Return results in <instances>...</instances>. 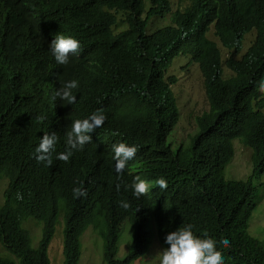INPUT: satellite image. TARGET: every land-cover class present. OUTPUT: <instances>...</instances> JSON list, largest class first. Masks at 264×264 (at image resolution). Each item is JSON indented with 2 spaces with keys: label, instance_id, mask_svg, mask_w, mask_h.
<instances>
[{
  "label": "trees",
  "instance_id": "trees-1",
  "mask_svg": "<svg viewBox=\"0 0 264 264\" xmlns=\"http://www.w3.org/2000/svg\"><path fill=\"white\" fill-rule=\"evenodd\" d=\"M185 1L171 9L170 0H0V264H49L59 212L61 264L77 262L78 237L90 223L100 225L104 264H128L143 254L151 232L167 248V233L186 224L194 235L217 241L224 264H264V246L247 231L254 186L249 177L222 174L234 137L249 147L252 169H264V94L258 88L264 81V0ZM167 12L170 23L144 31L149 16ZM210 25L216 41L206 35ZM251 28L254 36L240 52ZM56 35L80 42L81 52L67 65L51 54ZM217 42L227 50L223 60ZM180 52L197 63L207 109L195 116L196 130L185 144L172 148L165 139L179 108L170 86L176 76L165 70ZM73 79L76 102L53 101ZM97 109L104 125L88 133L90 141L67 163L56 159L72 121ZM53 131L59 139L49 167L34 150L44 132ZM121 142L137 153L118 179L113 145ZM140 168L154 184L136 198L124 185ZM160 177L166 189L155 184ZM74 187L87 196L74 198ZM122 200L128 209L120 207ZM27 219L39 224L35 242ZM122 221L131 227V240L117 257ZM222 239L230 247L221 246Z\"/></svg>",
  "mask_w": 264,
  "mask_h": 264
},
{
  "label": "rangeland",
  "instance_id": "rangeland-1",
  "mask_svg": "<svg viewBox=\"0 0 264 264\" xmlns=\"http://www.w3.org/2000/svg\"><path fill=\"white\" fill-rule=\"evenodd\" d=\"M170 4L171 9L175 7L182 8L185 2L170 0ZM168 23H170L168 12L160 16L151 15L147 19L144 31L151 32L155 28ZM211 29L212 26L210 25L206 35L208 38L216 41L217 38L213 34H210ZM253 35V28L243 34L244 37L241 40L240 52H242L250 42ZM219 49L221 57H224L227 53L226 48L219 45ZM222 70L224 75L229 73L224 65H222ZM165 73L176 76V81L170 84V86L179 108V117L176 124L169 130L165 139V141L170 142L172 148H175L179 143L185 144L183 141L188 140L189 136L196 130L194 118L197 114L207 109V102L203 94L201 74L197 63L189 61L187 53L180 52L175 55L166 68ZM232 145L233 154L230 160L224 165L222 174L226 179L250 178V182L254 186L256 204L249 215L247 231L250 235L257 238L264 246V169L261 171L252 169L251 160L249 158L250 149L248 146L240 143L238 137L232 139ZM4 185L5 179H1L0 199L2 198V189ZM23 224L29 230L32 241L35 242L39 235V224L31 219L25 220ZM149 224L150 223L147 225ZM99 228L100 225L90 223L81 231L78 237L79 257L75 264H104L102 259V238L99 233ZM125 229H127L126 232ZM129 230H131V227L128 223L124 224L120 229L117 240V257L124 255L129 247L131 240ZM61 237L62 213L59 212L54 224L53 234L48 244L47 256L49 264L62 263L63 256L60 252ZM148 238L149 244L145 252L131 260L128 264H159L160 252L163 249L157 241L154 232H151ZM0 253H4L1 246Z\"/></svg>",
  "mask_w": 264,
  "mask_h": 264
},
{
  "label": "clouds",
  "instance_id": "clouds-1",
  "mask_svg": "<svg viewBox=\"0 0 264 264\" xmlns=\"http://www.w3.org/2000/svg\"><path fill=\"white\" fill-rule=\"evenodd\" d=\"M181 1H184L186 4L185 0ZM217 45L219 46L220 44L217 42ZM49 48L56 63L59 65H67L69 63L70 55H78L81 52L80 42L71 36L65 35H56ZM225 57L226 56L221 57V59L223 60ZM228 71L230 72V70ZM78 86V81L75 79L64 82L53 94L52 100L55 101L59 98L67 104H74L76 102L74 90H76ZM258 88L259 91L264 92V81L260 82ZM43 119L44 117H37L38 121ZM105 120L106 116L103 110L97 109L87 118L75 119L72 121L71 129L65 133V150L57 153L56 159L67 163L74 151L83 150L84 146L90 141L91 138L88 133L97 128H101L104 125ZM58 139L59 138L55 131L51 133L44 132L38 146L34 150L35 159L38 162H43L50 167L53 164V153L56 150ZM113 153V160L115 161L114 169L117 173V178L120 179V174L125 169L128 161L135 157L137 147L121 142L113 145ZM137 165L138 163L135 166ZM132 171H135V169ZM145 177H148V175L142 173L140 168L139 174L131 177V184H125L124 186L125 188H131L132 194L136 198L146 196L150 191V185L154 184V180H149ZM155 184L160 189H166L168 186L166 179L163 177L158 178L155 181ZM120 187L121 184L117 183V191L120 190ZM72 194L74 198L86 197L87 190L81 187H74L72 189ZM119 205L124 209H128L130 206L129 203L124 200L120 201ZM124 224H127V222H124L121 225V228ZM192 229V224H186L183 227H178L175 231L167 233L165 236V243L168 247L164 248L160 244L163 250L160 252L159 264H224L222 252L218 251L216 247L217 241L207 238V233L204 234L205 238H200L194 235ZM126 231L127 229H125V232ZM219 244L224 248L230 247V241L228 239L220 240Z\"/></svg>",
  "mask_w": 264,
  "mask_h": 264
}]
</instances>
